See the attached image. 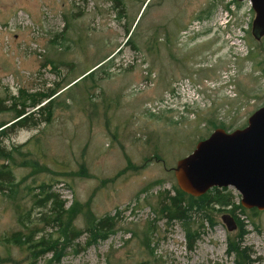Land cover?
I'll return each instance as SVG.
<instances>
[{"label":"rangeland","instance_id":"rangeland-1","mask_svg":"<svg viewBox=\"0 0 264 264\" xmlns=\"http://www.w3.org/2000/svg\"><path fill=\"white\" fill-rule=\"evenodd\" d=\"M254 18L236 0H0V264H238L233 241L264 264V211L232 187L224 206L176 195L172 171L264 106Z\"/></svg>","mask_w":264,"mask_h":264},{"label":"water","instance_id":"water-1","mask_svg":"<svg viewBox=\"0 0 264 264\" xmlns=\"http://www.w3.org/2000/svg\"><path fill=\"white\" fill-rule=\"evenodd\" d=\"M249 1L255 12L252 34L260 41L264 37V0ZM172 171L178 189L193 198L213 188L232 187L241 194L242 207L264 211V106L242 129H216L191 154L178 160ZM222 221L228 231L237 229L231 215H223Z\"/></svg>","mask_w":264,"mask_h":264},{"label":"trees","instance_id":"trees-1","mask_svg":"<svg viewBox=\"0 0 264 264\" xmlns=\"http://www.w3.org/2000/svg\"><path fill=\"white\" fill-rule=\"evenodd\" d=\"M129 40H130V38H128V42H129ZM91 74V73H90ZM89 74V75H90ZM88 75V76H89ZM78 80V78L77 79H75L73 82H71V83H69L68 85H66L64 88H62L61 89V91L63 92V90H65V89H67V87H69V86H71L75 81H77ZM75 84H77V82L76 83H74V85ZM61 91H59V92H52L51 93V97L45 102V104L43 105V109H45L46 108V106L51 102V101H53L56 97H58L59 96V93L61 92ZM62 92H61V94H62ZM26 113L24 112V111H20L19 113H18V116H17V118H16V120H18L17 122H15V123H12V125H14V124H16L15 126L17 127V128H19V127H22V124L25 122V118H26ZM6 126V124L5 125H0V129H2V128H4ZM2 149L0 148V151H1ZM6 156L7 157H10L11 156V154L10 153H6ZM2 176H3V173H0V181H1V179H2ZM0 190H2V189H0ZM175 190H176V195H184V196H186V194L185 193H183V192H181L179 189H176L175 188ZM7 192H8V195L9 196H11L13 193H14V191L12 190V189H10V187H9V189L7 190ZM209 194L211 195V196H214L213 198H211V203H215V204H219V205H222V206H224V205H227L228 204V202L224 199V197L222 198V196H221V194H220V192H219V190L216 188V189H214V191H212V190H210L208 193H206L205 195H203L202 197H200L199 199H205V201H209V200H206V198L207 197H209ZM190 198L191 199H194L193 197H191L190 196ZM47 202L48 201H50V200H53L52 198H50V197H47L46 199H45ZM53 202H54V209H53V213L55 214L56 212L58 213V215H61V213H59L62 209H63V207L62 206H60V207H58V208H56L55 207V201L53 200ZM172 203H173V205L176 207V210H175V213H174V218H180L181 217V206H180V202H178V203H176V198H172ZM176 204V205H175ZM59 219L58 220H60V222H61V219H60V217H58ZM67 223H68V221H65V224H64V230H63V235H64V237L65 238H68V240H70V238L71 237H74V238H78V236L77 235H75V231H73V230H71L68 226H67ZM108 226H110V225H107V220H95L94 222H92L89 226H88V228H87V233H89L90 234V236L91 235H93V234H99V233H102L101 232V228H105L106 230H107V228H108ZM80 233V232H79ZM242 233H244V232H242ZM242 233L240 234V240L242 239V237H243V235H242ZM18 240V239H17ZM56 243V242H55ZM48 245H50V241L48 240V239H45V238H43L40 242H39V244H38V246H41V249L42 250H45V246H48ZM191 249V248H190ZM229 253L230 254H232V253H235L236 254V262H238V264H254L255 262H257V261H255V260H251L250 259V254H249V251L248 250H243V251H241V246H240V243L239 242H236V241H233V242H231L230 243V246H229Z\"/></svg>","mask_w":264,"mask_h":264},{"label":"bare ground","instance_id":"bare-ground-1","mask_svg":"<svg viewBox=\"0 0 264 264\" xmlns=\"http://www.w3.org/2000/svg\"><path fill=\"white\" fill-rule=\"evenodd\" d=\"M236 1H238V0H236ZM245 1L250 2L249 0L238 1V2H245ZM250 4H251V2H250ZM251 7H252V4H251ZM252 9H253V7H252ZM253 11H254V10H253ZM254 13H255V12H254ZM129 33H130V31L128 32V35H129ZM262 39H263V38H262ZM127 40H128V37H127ZM127 40H126V43L128 42ZM262 107H263V106H262ZM262 107H261V108H262ZM259 109H260V108H259ZM240 195H241V194H240ZM241 199H242V198H241ZM240 204H241V203H240Z\"/></svg>","mask_w":264,"mask_h":264},{"label":"flooded vegetation","instance_id":"flooded-vegetation-1","mask_svg":"<svg viewBox=\"0 0 264 264\" xmlns=\"http://www.w3.org/2000/svg\"><path fill=\"white\" fill-rule=\"evenodd\" d=\"M238 192V191H237ZM239 193V192H238ZM240 194V193H239Z\"/></svg>","mask_w":264,"mask_h":264}]
</instances>
